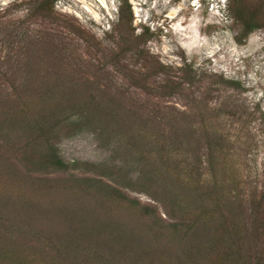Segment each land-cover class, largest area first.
Returning <instances> with one entry per match:
<instances>
[{"label":"rangeland","instance_id":"1","mask_svg":"<svg viewBox=\"0 0 264 264\" xmlns=\"http://www.w3.org/2000/svg\"><path fill=\"white\" fill-rule=\"evenodd\" d=\"M33 1L0 0V120L10 85L31 80L59 87L55 101L97 99L122 117L115 127L97 122L62 133L58 149L72 168L48 183L14 160L19 176L6 178L1 161L2 229L64 247L83 264H257L264 247V27L243 38L229 0H129L135 35L149 31L146 59L124 51L123 0H56L50 17L34 14ZM29 104L34 110L40 100ZM24 130L14 127L10 142ZM89 164L142 180L133 188L98 175L140 208L59 185L72 173L97 175ZM162 200L185 225L195 222L189 237L168 228L174 221ZM146 207L152 217L141 212ZM229 207L248 235L244 261L231 251L214 260L207 249ZM256 227L262 238L254 237Z\"/></svg>","mask_w":264,"mask_h":264},{"label":"trees","instance_id":"2","mask_svg":"<svg viewBox=\"0 0 264 264\" xmlns=\"http://www.w3.org/2000/svg\"><path fill=\"white\" fill-rule=\"evenodd\" d=\"M55 1L34 0V14H40L45 17L56 16ZM229 8L234 19L242 26L241 36L243 38H247L258 28L264 27V0H229ZM120 21L118 32L120 40L125 46L124 51L134 50L141 57L150 58L151 55L144 48V44L150 36L148 28L143 30L142 33L135 35L133 27L134 16L129 0H123ZM72 26L76 30H81L80 27L74 24ZM156 63L159 64V62ZM215 76L220 77L221 82L241 87L238 82L227 81L223 76L217 74ZM36 84L34 80L19 85L12 84L9 87V91L7 90L8 96L2 94L5 102L1 108L2 120H0V127H2L0 163L2 161V172L6 174V178L8 176L18 178L19 175L13 174L12 170L13 164L16 162L19 166L25 167L29 176L34 175V173L45 175L46 179H43L45 181H49L52 173H68L72 167L66 163L58 149L62 133L77 131L91 125L95 126L97 122L105 124V127L109 126V124L111 127H115L121 123L120 117L122 116L108 103L97 99L93 102L90 99L78 97L67 99L66 101L62 99L55 101L51 94L59 90V87L50 82L40 85ZM32 97H37L40 100L39 107L34 110L29 104ZM5 127H11L12 133H14V127L25 128L23 135L18 136L20 140L17 144L10 142L11 131L9 132ZM12 162L14 163L12 164ZM88 167V170H92L97 175L94 177H82L72 173L70 179H61L59 185L69 189H81L86 192L93 189L96 193L102 191V193L113 194L118 197L119 201L128 204L131 208H140L141 204L138 200L126 197L121 188L110 184L102 176L99 177L98 175H114L117 182L121 178L126 185L133 188L142 184V180H134L126 173H123L122 176L117 175V172L113 171L114 168L105 164H89ZM120 172L123 171L120 170ZM261 199L264 201V191ZM165 202L162 200L166 213L174 221L169 223L168 228L172 229L174 234L177 235L183 232V239H186L189 237L190 231L195 230V222L192 221L185 225V221L181 219V216H176V208L167 207L168 204ZM232 208L226 209L229 211L226 219L221 226H216L210 247L207 248L213 255L214 260L216 256L219 258L226 256L229 251L237 255L240 261L248 258L246 248L248 235L242 227L241 229L239 228V215ZM141 212L145 217H152L153 215V210L150 207L142 209ZM261 217L264 228V212H262ZM2 225L6 224L0 218V264H81L87 260H79L80 257L68 259V254L64 247H57L55 244L48 249L45 245L38 244L37 238L33 241H26L25 237L21 235L15 236L6 233L2 229ZM195 233L197 234L198 230ZM262 234L263 232H260L259 227H256L253 232L254 237L256 239L262 238ZM226 236L231 237L230 243L225 241ZM256 262L257 264H263L264 247L259 251V258Z\"/></svg>","mask_w":264,"mask_h":264},{"label":"bare ground","instance_id":"3","mask_svg":"<svg viewBox=\"0 0 264 264\" xmlns=\"http://www.w3.org/2000/svg\"><path fill=\"white\" fill-rule=\"evenodd\" d=\"M173 13H174V12H173ZM181 24H182V23H181ZM182 27H183V25H182ZM177 29L180 30L179 32H181V33H184L185 30H188V28H183V29H182V28H181V29L177 28ZM189 38H192V36L189 37ZM187 40H188V39H187ZM189 41H190V40H189ZM206 43H207V42H205L204 45H205ZM191 47H192V46H191ZM191 47H190V48H191Z\"/></svg>","mask_w":264,"mask_h":264}]
</instances>
